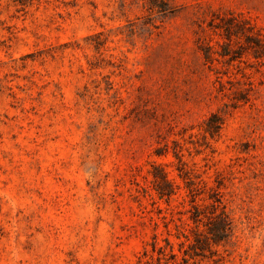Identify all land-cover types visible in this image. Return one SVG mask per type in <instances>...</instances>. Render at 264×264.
Returning a JSON list of instances; mask_svg holds the SVG:
<instances>
[{"label": "rangeland", "instance_id": "1", "mask_svg": "<svg viewBox=\"0 0 264 264\" xmlns=\"http://www.w3.org/2000/svg\"><path fill=\"white\" fill-rule=\"evenodd\" d=\"M174 1L0 0V264H264V0Z\"/></svg>", "mask_w": 264, "mask_h": 264}, {"label": "trees", "instance_id": "2", "mask_svg": "<svg viewBox=\"0 0 264 264\" xmlns=\"http://www.w3.org/2000/svg\"><path fill=\"white\" fill-rule=\"evenodd\" d=\"M144 4L146 5L147 10L149 11V25H152V27H157L154 18H159V20H163L165 17L173 14L176 11V5L174 0H144ZM144 23H147L145 21ZM150 28V26H149ZM160 193H163L160 190ZM195 219V218H194ZM226 219L222 216V223L220 225L213 226L211 228L212 237L218 236L220 233H225L227 230L226 226ZM184 237H188L187 234H183ZM196 241L195 244L200 245L203 240L199 238H194ZM194 243L191 244L190 249L191 251H188L187 249L181 250L179 248V251H182V256L178 257V254L174 251L173 246L170 244L169 240L166 239V242L164 244H161L157 239H153L151 242V248H144L142 251L143 257L145 258V262L148 264H188V258L194 257L196 255H199V252L196 251ZM139 264H142L141 259H139Z\"/></svg>", "mask_w": 264, "mask_h": 264}]
</instances>
